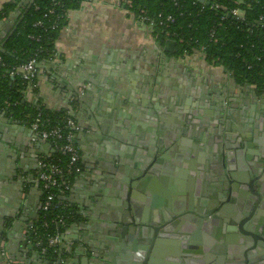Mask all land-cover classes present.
Masks as SVG:
<instances>
[{
	"label": "crops",
	"instance_id": "crops-1",
	"mask_svg": "<svg viewBox=\"0 0 264 264\" xmlns=\"http://www.w3.org/2000/svg\"><path fill=\"white\" fill-rule=\"evenodd\" d=\"M125 5L124 0H85L78 9L70 10L66 16V23L54 43V58L41 62L35 88H25L21 92L24 101L29 105L42 106L50 112L65 111L68 116L70 114L68 108L72 107L74 112L79 113L78 119H72L75 122L80 120V122L86 124L87 116L85 111L79 110L74 99L69 100L70 93L65 92L57 83L55 80L57 76L63 78L68 76L66 79L70 80L77 75L79 76L78 70L81 68L82 59H90L92 57L110 58L113 56L116 57V65L123 64V61H129L132 64L136 63L140 72L143 73H146V70L151 66L158 67L157 61L159 59L161 60L159 64L167 62L166 57H171L167 56L166 53V57H163V47L156 43L150 28L131 14ZM13 14L10 16H13ZM11 20L12 18L9 17L0 22V34L4 32L6 23ZM4 39L0 35V46L3 44ZM126 55L129 57H126ZM171 64H174L177 67L176 69L194 74L198 79L200 77L201 80L206 82V78L209 77L210 80H214L217 86L229 82L227 78L224 79V69L220 66L206 64L200 53H195L186 58L174 59ZM97 100L98 98L96 97ZM85 103L86 106L84 108L89 109L90 101L85 100ZM0 112L5 114L3 111ZM5 119H8L10 123L7 124ZM17 123L22 128L29 129L24 122L11 119L6 114L4 117L0 116V234L3 232V237H5L8 233L7 231L11 230L12 220L6 216L13 215L14 211H16L15 219L22 216L28 220V223L22 226L18 225L17 229L12 231L14 239L12 238L13 242L9 247L11 257H9L7 264H23L21 261H11L14 257L18 258L16 246L18 242L21 246L22 244L31 246L32 251H39L35 248L37 246L28 240L27 232L40 213L42 200L40 186L35 180L37 163L42 158H49L52 155L49 151L45 152L42 149L29 147L25 133L18 129L19 126L16 127ZM202 131L206 132L204 129ZM113 135L116 136V139H112L102 133H99L98 136L107 138L105 140L108 142L107 146H113V149H115L109 157L117 163L115 165L118 166V176H125L124 166L129 168L130 177L133 176L136 161L141 155L148 158V163L151 161L150 158L155 159L154 167L152 168L155 174L144 182L133 196L136 202L146 205L147 211L152 208L162 207L167 199L172 204H175L180 199L191 201L193 198L205 197V186L201 185V181L196 182V177L191 176L194 172L191 163L197 162L195 160V149L191 148L193 151L187 153L183 150L187 146L174 151L173 155H170L171 158L174 157L170 165L163 163L167 160V157L164 156L166 152L163 154L162 151L164 147L163 137L159 139L156 137L152 140L154 144H148V150H153L154 153L153 157H148L139 152L143 150L142 147L134 143H127L128 137L132 139L135 137L134 134L129 136V133L116 125ZM9 139H12L17 145L8 146L4 141ZM79 143L83 144L84 148L88 150V157H85L86 160L92 162L95 156L94 150L83 140ZM76 146L82 159L84 154L82 150L84 148L79 145ZM13 150L16 155H19V162H11L12 158L9 159L5 155V152L11 155ZM144 150H147V148ZM88 165L90 164L88 163ZM20 175L22 176V181L19 178ZM105 182L99 181L100 187L94 186L93 183H88V185L86 181L81 182V185L75 189L76 192L71 194L70 191L75 183V180H73L68 193L61 197L60 200L65 207L73 208L74 214L82 223L84 222L83 217L87 216L89 204L85 199L84 192H88L92 187H95V189L99 190L94 193H99V191H103L102 184ZM115 182L119 183L117 179ZM121 186L123 187L121 192L125 196L128 186L124 183ZM201 201L202 199L197 201V203ZM171 203L169 204L171 205ZM152 204H154V207L151 206ZM4 222L6 225H3ZM107 223L110 222L108 221ZM73 224H76V221L71 225ZM184 229L187 230L186 227ZM66 231H68V227L61 232L60 240L62 238L68 239L64 234ZM204 231H198L197 235L195 233L193 242V239H189V234L180 233L177 236L180 239H186L185 237H187L192 248L197 247L199 251L204 253V258L202 257L204 259L203 264L218 263L220 254H223L222 256L225 259L222 264H231V262L236 261L233 258L236 255V245H234V235L232 233L217 232V236L213 238ZM97 235L99 238L101 237V234ZM196 236L201 239H196ZM5 243V241L0 243V251L3 253H5L4 248L7 245ZM139 243L143 242L139 241ZM126 246L129 249L131 243L126 242ZM79 260L80 258L76 260V264ZM82 263L85 264V260Z\"/></svg>",
	"mask_w": 264,
	"mask_h": 264
},
{
	"label": "water",
	"instance_id": "water-1",
	"mask_svg": "<svg viewBox=\"0 0 264 264\" xmlns=\"http://www.w3.org/2000/svg\"><path fill=\"white\" fill-rule=\"evenodd\" d=\"M33 1L34 0L26 2L28 7ZM199 1L203 2V0ZM18 16L19 13L10 16L12 20L6 23L4 32L0 34L5 38L3 44L0 46V53H4L3 46L5 41L18 26L19 21L15 22ZM174 47L175 43L173 41H167L163 46V57H166L165 53L173 54ZM126 57L129 56L126 55ZM166 59L170 63L174 62V58L172 57H166ZM115 60L116 57L113 56L110 58L92 57L90 59H82L81 68L78 70L80 73L79 76L77 75L71 80L66 79L68 76L66 78L57 76L55 79L65 92L70 93L69 100L74 99L79 110H84L87 116L86 124L80 122V120L76 122L78 131L74 135L73 143L84 148V145L79 143L83 140L88 143V146L94 150L95 154L92 159L93 161L88 162L85 158L88 157V150L87 148L82 150L84 151L81 159L83 168L81 173L74 179L75 183L70 193H75L77 186L81 185V182L83 183L84 181H86L87 184L93 183V185L97 187H100L99 181H106L102 184L103 191H99V193L95 194L94 192L99 189L92 187V190L90 189L88 192H84L85 199L89 203V213L87 212V216L83 217L84 222L81 223L79 219H77L76 224L70 227L68 226V231L64 233L68 239L65 240L62 238L60 240V255L55 261L45 259L39 251H32L31 246L24 244L21 246L19 242L16 246L17 257H20V259L14 257L11 261H21L23 264H76V260L80 258L81 261L79 260V264H84L82 263L84 260L85 264H129L130 259L133 257V252L136 250L135 242L145 240L150 242L151 240L152 242H150V244L152 245L146 254L143 264H159L160 262L163 264L162 261L164 258H167V262H170L171 259L168 257L172 255H174L173 259H175V261L180 259L179 261H182L183 264L187 262L184 253H189L190 250L179 251V247L173 245H170V247L156 244L153 247V244H155L158 239L166 238V236L162 237V234H159V231L162 232V230L163 232L173 231L177 234H189L193 242L195 238L191 231L188 230L187 227L186 230L184 229L185 226L180 225L173 228L159 223H157L158 226H154L156 222L153 223V225L148 224L151 222V218H147L148 221L146 219L148 212L146 205L144 206L136 202L133 198L134 193L141 188L144 182L150 179V175L155 174L152 169L149 171L150 168H146V166L152 167L155 159L150 158V164L147 163V157L144 158L140 156L136 161L133 176L130 177L129 168L126 166H124L125 176H118V166L115 165L116 161H113L109 157L113 154L115 149H113V146H107L108 142L105 141L107 138L98 136L99 133H102L103 135L110 136L112 139H116V136L113 135V131L114 127L117 125L122 130L124 129L129 133V136L134 134V138L129 139L128 137V144L134 143L142 147L143 150H141V152L143 155H147V153L152 154L148 151V144H154L152 140L156 137H163V132L168 125L166 123L169 122L165 113L166 110L170 113L174 124L178 126L182 125V121L185 119L187 120V115H185V111L182 112L181 108L175 110V112L171 109L170 97H168L166 91H164L165 85L163 82L160 83L158 88L156 87L153 95L147 97L144 94L146 83L144 77L146 73L140 72L136 63L132 64L129 61H123V64L118 63L119 65H116ZM160 61V59L157 61L158 66ZM171 67L177 68L174 64H171ZM171 71L174 73L177 72V70L173 69H171ZM93 91L94 93H92ZM96 97L98 98L97 101ZM85 100L90 101L89 109L84 108L86 106ZM68 111H70L69 117L79 118V113L74 112L72 107H69ZM0 116L4 117L5 114L0 112ZM188 120H191V117L188 116ZM5 121L7 124L10 123L8 119H5ZM203 121L207 122V119L203 118ZM193 124L196 123L193 121ZM18 126L19 123H17L16 127ZM18 129L25 133L29 147L42 149L45 152L49 151L51 154L54 153V150L50 147L48 142L44 140H39L33 145L31 142L32 132L29 129L22 128L21 126H19ZM189 131H193L192 123L191 130ZM194 137L200 138L196 132L194 133ZM4 142H6L8 146H14L16 144L12 139L5 140ZM213 144L214 142L212 139H208L207 145L212 146ZM145 148H147V150H144ZM183 150L187 153L193 151L191 150V146ZM5 155L9 159L12 158L11 162H19V155H16L14 150L11 152V155L6 152ZM88 163L90 165H88ZM19 178L22 181L21 175ZM116 179L119 183L115 182ZM123 183L128 186L125 196L123 192H121L123 191V187L121 186ZM151 206L154 207V204ZM164 206L167 209L171 207L169 202H164L162 207ZM156 210L157 209H155V211ZM15 214L16 211L13 212V215L6 216L12 220L11 230L7 231L8 233L5 237H3V232L0 234V243L4 241L7 243L4 248L6 254L0 251V264H7L9 257H11L9 247L14 237L12 236V231H15L18 225L22 226L28 223V220L24 219L22 216L15 219ZM108 221L110 223H107ZM3 225H6L5 222ZM150 226L152 227L150 228L151 232L148 230ZM145 230L148 232V237L145 236ZM236 230L242 233L241 227H239V229L228 228V231H232V233ZM97 234H101V237L99 238ZM260 239V242L264 243V237L258 238V240ZM126 242L131 243L129 249L126 246ZM170 243L174 245L178 244V242ZM234 245H236L237 248L241 246L240 249L242 252L240 253L239 249L234 256V258L240 262L239 264H264V251L260 252V249H258V247L261 246L264 248V244L260 245V243H253L248 246V244L245 245L242 242L234 240ZM244 249H249L251 253H244ZM195 253L196 252H194V254Z\"/></svg>",
	"mask_w": 264,
	"mask_h": 264
},
{
	"label": "flooded vegetation",
	"instance_id": "flooded-vegetation-1",
	"mask_svg": "<svg viewBox=\"0 0 264 264\" xmlns=\"http://www.w3.org/2000/svg\"><path fill=\"white\" fill-rule=\"evenodd\" d=\"M166 55L179 59L172 54L166 53ZM171 69L177 72L174 73ZM226 78L229 82L217 86L209 77L206 78V82L187 71L182 72L181 69L172 68L169 61L146 70L144 94L150 97L155 93L156 87L158 88L163 82L164 91L170 97L171 109L175 112L181 108L187 115V120L185 119L182 125L178 126L174 124L170 113L166 110L169 122L166 123L168 125L163 132L162 151L163 154L166 152L164 156L167 160L163 163L171 165L174 151L191 146L195 149L197 161L191 163L194 171L191 176L196 177V182L201 181L206 191L204 198H193L191 201L180 199L172 204L167 199L171 203L170 208L167 209L165 206L152 208L146 217L151 218L148 224L153 225L156 222L154 226H158L157 223L173 228L178 225L185 226L191 230L194 237L200 230H205L204 232L214 238L217 232L231 234L232 231H228V228L241 227L242 233L237 230L232 233L234 240L248 246L253 243L261 245L264 243L258 238L264 237V94H258L252 86L236 83L224 70V79ZM188 116L191 120H188ZM203 118H206L207 122H204ZM193 121L196 124H193ZM191 123L193 131L190 132ZM203 129L206 132H203ZM195 132L200 138L194 137ZM210 138L214 142L212 146L207 145ZM148 151L154 155L153 150ZM152 154L147 153V155ZM153 167L154 165L146 166L147 169L150 168L149 171ZM200 199L202 201L197 203ZM150 228L152 227H148V230L151 232ZM147 234L145 230L146 237ZM159 234L166 238L158 239L153 247L156 244L173 245L179 247V251L190 250L189 253H184L187 260L184 264H203L204 253L197 247H191L190 237L180 239L179 234L173 231L163 232V230L159 231ZM196 239L201 238L196 236ZM142 242H135L136 250L129 264H143L152 241ZM170 242H178V244L174 245ZM240 248L241 246L236 247V254ZM258 249L260 252L264 251L262 246ZM243 252L251 253L249 249H244ZM222 255L219 256L218 264H222L225 260ZM173 256L168 257L171 259L170 262L164 258L162 263L183 264L180 259L175 261ZM239 263L238 260L231 262V264Z\"/></svg>",
	"mask_w": 264,
	"mask_h": 264
},
{
	"label": "trees",
	"instance_id": "trees-1",
	"mask_svg": "<svg viewBox=\"0 0 264 264\" xmlns=\"http://www.w3.org/2000/svg\"><path fill=\"white\" fill-rule=\"evenodd\" d=\"M29 1L0 0V22L19 13L15 20L19 21L18 26L5 41L4 53H0V111L28 127L38 112L53 118L69 116L65 111L50 112L42 106L27 104L21 94L27 86L13 70L34 55L39 62L54 58V43L66 23L67 13L78 9L85 0H34L28 7ZM125 1H129L125 6L130 13L150 28L158 45L175 43L172 55L189 57L203 48L206 64L222 67L236 83L252 86L258 94H264V0H177V6L173 0ZM233 9L241 10L243 17L233 18L229 14ZM159 15H171L174 21L160 25ZM56 17L60 18L59 24L52 30L50 25ZM39 22L42 27L37 26ZM41 160L59 162L61 166L66 162L58 153ZM75 178V174L62 176L59 183L72 184ZM56 203L58 208L47 217L40 211L27 232L39 252L45 250L43 256L49 261H55L60 254L59 248L48 247L46 234L56 230L61 234L77 220L73 208L65 207L60 197ZM55 216L63 217L59 227L51 223ZM44 221L49 232L43 228Z\"/></svg>",
	"mask_w": 264,
	"mask_h": 264
},
{
	"label": "built area",
	"instance_id": "built-area-1",
	"mask_svg": "<svg viewBox=\"0 0 264 264\" xmlns=\"http://www.w3.org/2000/svg\"><path fill=\"white\" fill-rule=\"evenodd\" d=\"M125 4L129 5V1H125ZM174 5L177 6V0H173ZM52 14V12H50ZM235 19H241L243 12L239 9H233L229 13ZM59 17L51 23L50 28L53 30L58 27ZM160 19L159 24L166 26L174 21L171 15L158 16ZM262 20V18H259ZM37 26L42 27L41 22L37 23ZM39 41V39H36ZM203 48L198 52L201 55ZM1 62V60H0ZM41 62L37 60V56L34 55L29 60L22 63L20 66L13 70V74L18 75L21 80L26 84L27 88L34 89L36 85V79L38 77L39 67ZM40 107V106H39ZM29 130L32 132L31 142L36 143L39 140L48 142L50 147L54 150V153H58L61 157L66 159L65 166H61L59 162H45L43 160L38 161L35 180L40 186L42 194V200L40 204V211L47 217L50 213L54 212L58 208L56 200L65 196L71 184L65 182L59 183V178L62 176H70L75 174L78 176L81 173V156L79 149L73 143L75 133L78 131L76 122L71 117L65 118H53L48 115H43L42 112H38L29 126ZM61 201V200H60ZM63 217L55 216L52 218L51 223L57 225L61 224ZM44 230L49 232V226L46 221L43 223ZM60 233L56 230L46 234L47 245L50 248L56 250L60 244ZM45 250H41L40 254H44Z\"/></svg>",
	"mask_w": 264,
	"mask_h": 264
}]
</instances>
